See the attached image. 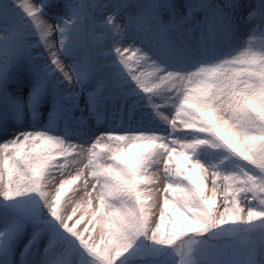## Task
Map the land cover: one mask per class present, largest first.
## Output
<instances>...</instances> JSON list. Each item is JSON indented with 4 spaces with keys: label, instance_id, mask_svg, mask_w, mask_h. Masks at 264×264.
<instances>
[{
    "label": "snow or ice",
    "instance_id": "obj_1",
    "mask_svg": "<svg viewBox=\"0 0 264 264\" xmlns=\"http://www.w3.org/2000/svg\"><path fill=\"white\" fill-rule=\"evenodd\" d=\"M0 264H264V0H0Z\"/></svg>",
    "mask_w": 264,
    "mask_h": 264
},
{
    "label": "rangeland",
    "instance_id": "obj_2",
    "mask_svg": "<svg viewBox=\"0 0 264 264\" xmlns=\"http://www.w3.org/2000/svg\"><path fill=\"white\" fill-rule=\"evenodd\" d=\"M72 187H75V186H72ZM70 193H71V188H69V190L65 193V196L70 195ZM68 211L71 212V206H69ZM74 219H75V217H74ZM83 225H84V222L82 221L81 225H78V227H82ZM88 227L91 230V225H88ZM93 234L95 235V233H93Z\"/></svg>",
    "mask_w": 264,
    "mask_h": 264
}]
</instances>
